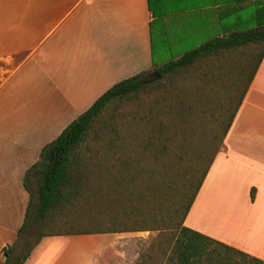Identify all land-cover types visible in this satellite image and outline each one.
Returning <instances> with one entry per match:
<instances>
[{"label": "crops", "instance_id": "obj_1", "mask_svg": "<svg viewBox=\"0 0 264 264\" xmlns=\"http://www.w3.org/2000/svg\"><path fill=\"white\" fill-rule=\"evenodd\" d=\"M245 14L253 29L264 26V0H0V104L20 103L23 92L26 115L37 117L43 108L37 103L57 115L74 103H94L115 84L157 71L168 55L174 61L241 32ZM247 83L183 225L264 262V54ZM25 150L32 149L20 143V108L2 106L0 264H15L25 223L30 195L23 181L38 162V152L21 157ZM206 214L209 229L197 220ZM73 239L42 237L18 264L135 262L126 248L111 257H72ZM57 244L60 253L53 254Z\"/></svg>", "mask_w": 264, "mask_h": 264}, {"label": "rangeland", "instance_id": "obj_2", "mask_svg": "<svg viewBox=\"0 0 264 264\" xmlns=\"http://www.w3.org/2000/svg\"><path fill=\"white\" fill-rule=\"evenodd\" d=\"M247 16L248 14H245L240 17V21L238 19L239 22L237 21L238 25H241L238 29L241 32L253 29V25L246 22ZM244 52L245 50L229 51L186 72L179 86L186 87L189 91L187 103L190 111L175 114L176 111L172 110L173 119L170 121L174 125L169 134L166 131L161 137L156 135V138L150 132L151 125L146 126L144 117L147 105L152 103L151 95L141 94L138 100L113 102L108 105L93 123L79 155L84 167L80 166L74 175L81 176V189L76 191L71 203L51 211L43 221L35 220L38 193L36 177L31 168L23 181L31 190V203L25 225L13 249L15 264H18L20 257L25 256L43 236L74 238L72 244L67 245L68 254L72 257H99L101 254L111 257L120 250L119 248H126L130 257H136L134 264H168L176 222L181 213L173 211L170 201L168 206L162 208L160 217L157 218L159 222L154 226L155 230L117 234H74L83 229L88 224V217H93L101 211L108 200L116 199L120 201L117 209L125 208L121 201L125 199L130 188L136 192L140 179L147 177L151 171H163V165L172 166L168 171L165 170L173 180L170 199L180 200L179 197L185 193V189L190 188L187 190L189 196L202 170L208 164L210 155L221 140V122L227 121L236 109L242 90L255 67L257 54L248 58ZM167 60L170 62L173 58L168 55ZM25 72L26 69H22L20 75ZM10 86L3 93L7 92ZM194 91L195 96L192 95ZM25 102L27 101L22 92L20 103L5 102L0 104V108H20V143L29 144L32 149L20 151V154H23L21 157L25 155L27 159L38 152V161L43 148L51 144L64 128L93 104L74 103L72 109L57 115L59 113L50 110L47 103H37L39 106L43 104L40 109L41 116L28 117L26 112L29 108H24ZM150 136L154 137V140L152 145L148 146L149 152H145L144 143ZM166 137L168 139H165ZM108 142L116 148L106 153L104 148ZM156 149L159 156L157 161H154L151 151ZM164 149L167 151L164 152ZM131 178L134 181L129 184L128 180ZM186 202L187 198L182 197L180 203L184 205ZM195 215L194 212L191 214L188 222L190 225L193 224ZM197 220L209 229L207 214L201 219L198 216ZM51 251L53 254H59L58 244Z\"/></svg>", "mask_w": 264, "mask_h": 264}, {"label": "trees", "instance_id": "obj_3", "mask_svg": "<svg viewBox=\"0 0 264 264\" xmlns=\"http://www.w3.org/2000/svg\"><path fill=\"white\" fill-rule=\"evenodd\" d=\"M239 50H245L244 53L248 58L257 54L256 64L248 79V85L264 54V26L208 40L199 47L184 53L177 60L157 69L160 80L151 84H144L143 77L138 75L123 80L108 89L87 111L70 123L51 144L43 148L40 160L32 166L38 193L35 220L43 221L51 211L71 203L76 191L81 189L82 178L79 175H74L75 170L80 166L84 167L79 155L93 123L101 116L108 105L113 102L124 103L133 99L138 100L141 94L151 95L152 103L147 105L146 116L144 117L146 126L151 125L150 132L155 137L156 135L157 137L163 136L166 131L169 134L171 133L170 128L174 125L170 121L173 119L172 110L176 111L175 114L178 112L189 113L190 111L187 103L190 97L189 91L186 87L179 86L186 72L191 68L195 69L196 66L202 65L206 61L224 55L227 51ZM246 87L242 90L236 109L227 121L221 122V125H223L221 140L214 153L210 155L208 164L202 170L191 193L189 196L187 195V190H190L188 186L189 189H185V193L179 197L181 200L185 196L187 198L186 204L182 205L180 200H175V198H173V201L171 200L170 190L173 180L168 176L167 169L172 168V166L163 165V171H151L147 177L141 178L136 192L130 188L125 199L121 201L125 208L117 209L116 206H119L120 201L116 199L108 200L104 208L93 217H88V224L74 235L117 234L155 230L154 226L159 222L157 218L160 217L162 208L168 206L171 202L173 211H180L181 213L179 220L176 222L173 244L168 254V264H264L263 261L183 225L194 198L219 148L222 146L223 138L231 125ZM195 91L192 94L194 96ZM165 139H168V137ZM153 140L154 137L152 136L147 138L144 143L145 152H149L148 146L152 145ZM114 147L111 142H108L104 149L107 153L113 150ZM151 156L154 161H157L158 150L151 151ZM132 181H134L133 178L128 180V183L130 184ZM189 183L191 185V182ZM24 186L30 195L25 215L26 222L28 208L31 203V190L26 185ZM23 227L19 232L22 231Z\"/></svg>", "mask_w": 264, "mask_h": 264}, {"label": "water", "instance_id": "obj_4", "mask_svg": "<svg viewBox=\"0 0 264 264\" xmlns=\"http://www.w3.org/2000/svg\"><path fill=\"white\" fill-rule=\"evenodd\" d=\"M157 80H160V75H159L158 71H154V72L150 73L149 75H147L143 79V83L144 84H151Z\"/></svg>", "mask_w": 264, "mask_h": 264}]
</instances>
